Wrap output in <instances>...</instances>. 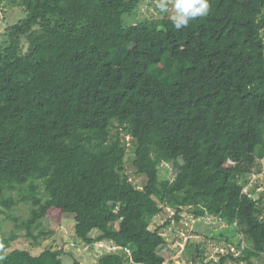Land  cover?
Listing matches in <instances>:
<instances>
[{"label": "trees", "instance_id": "16d2710c", "mask_svg": "<svg viewBox=\"0 0 264 264\" xmlns=\"http://www.w3.org/2000/svg\"><path fill=\"white\" fill-rule=\"evenodd\" d=\"M144 1L0 0L25 13L0 45V211L15 223L0 264H65L63 249H13L65 216L84 245L118 248L97 264H166L171 219L153 222L169 211L206 223L229 252L215 264L264 256V200L243 192L264 171V0L125 27Z\"/></svg>", "mask_w": 264, "mask_h": 264}, {"label": "rangeland", "instance_id": "374dc122", "mask_svg": "<svg viewBox=\"0 0 264 264\" xmlns=\"http://www.w3.org/2000/svg\"><path fill=\"white\" fill-rule=\"evenodd\" d=\"M159 2L160 0H145L141 5V11L133 15L127 14L124 16L125 27L137 25L141 23L144 18L148 17L154 19L162 18L165 15L171 17V15L174 14L172 9L173 0H167V11L158 8L157 5ZM24 15L25 13L22 8L9 7L2 12L0 15V45L5 41L4 33L7 27L11 23L20 20ZM132 157L133 151L129 150L126 162L128 175L135 184L142 185L145 178L136 175L132 165ZM243 192L264 200V171L263 173L260 171L253 173L248 179V183L244 186ZM29 211L28 205L21 204L11 212V215L25 220L29 215ZM170 219L171 225L167 228V232L163 231L167 240V245L163 248L162 253L168 254L170 252L171 255L170 258L167 259L166 264H170V262H175L176 264H215L223 255L229 253L224 245L215 241L206 240L204 238L205 235L197 231L201 230L204 232L206 230V223L203 226L194 225L192 215L186 213V211L181 215L180 220L174 219V213L169 211V213H164L155 219L153 223L162 225ZM68 220H72V217L65 216L62 226L44 223L39 230H45L52 234L40 236L38 239L25 237L27 234L25 230L16 232L20 238L14 242L13 249L28 250L33 255H39L46 249H63L65 252L63 255L65 264H97L100 256L111 250H117L115 247L105 242L96 243L94 246L84 245L74 237L73 224L67 222ZM213 221L220 222V219L218 218ZM214 225H216V223H214ZM222 225L228 226L226 222H223ZM153 226L154 228L156 227V225ZM0 227L1 232L6 237H9L15 231V223L9 221L7 215L2 214L1 211ZM39 230L34 231L36 236L40 233ZM97 234V232L93 233L94 236ZM246 246L247 244L244 243L243 248ZM239 251L241 250L235 248L233 252L234 256L238 257L241 254ZM127 252L129 251L127 250ZM196 256L198 257L197 260H195ZM254 264H264V256L259 259H254Z\"/></svg>", "mask_w": 264, "mask_h": 264}, {"label": "clouds", "instance_id": "9594fccd", "mask_svg": "<svg viewBox=\"0 0 264 264\" xmlns=\"http://www.w3.org/2000/svg\"><path fill=\"white\" fill-rule=\"evenodd\" d=\"M157 6L167 11V0H160ZM172 9L174 14L171 15L170 20L174 28L180 30L188 27L190 21L207 16L210 12V4L209 0H173Z\"/></svg>", "mask_w": 264, "mask_h": 264}, {"label": "built area", "instance_id": "2783aa9c", "mask_svg": "<svg viewBox=\"0 0 264 264\" xmlns=\"http://www.w3.org/2000/svg\"><path fill=\"white\" fill-rule=\"evenodd\" d=\"M115 249H118V248H115Z\"/></svg>", "mask_w": 264, "mask_h": 264}]
</instances>
